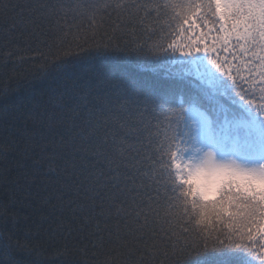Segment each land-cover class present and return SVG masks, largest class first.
<instances>
[{"label":"snow or ice","instance_id":"6c2138e0","mask_svg":"<svg viewBox=\"0 0 264 264\" xmlns=\"http://www.w3.org/2000/svg\"><path fill=\"white\" fill-rule=\"evenodd\" d=\"M0 49L43 98L0 108V264H264V0H0Z\"/></svg>","mask_w":264,"mask_h":264},{"label":"trees","instance_id":"16d2710c","mask_svg":"<svg viewBox=\"0 0 264 264\" xmlns=\"http://www.w3.org/2000/svg\"><path fill=\"white\" fill-rule=\"evenodd\" d=\"M6 52L7 50L0 49V108H3L5 105L21 103L24 99L31 100L36 98L38 102H43V98L39 97L37 92L24 91L26 85L22 82L17 84L16 78L24 71L29 70L30 65L13 63V61L19 59V56H15L8 62L7 68L3 67ZM141 63L150 65L152 62L139 61L135 58L125 61L122 57L107 56L96 58L93 61V67L106 69L108 73L113 74L126 86L132 88L143 89L147 86H164V82L159 80L158 74H154V69L151 67L138 68L137 65ZM48 87V85L39 86L45 93L48 92ZM4 93L8 94V98L5 100H3ZM256 94L259 96L258 89L256 90ZM255 102L260 103L261 101L256 100ZM206 227L212 230L223 227V225L218 222H206ZM229 251L232 253L230 256H221L220 254L221 252L227 253ZM12 259L15 261V264H30L31 262V257H25L21 253H17ZM228 261H231V264H251L246 255L239 252V250H209L201 256L193 258L188 264H227Z\"/></svg>","mask_w":264,"mask_h":264}]
</instances>
